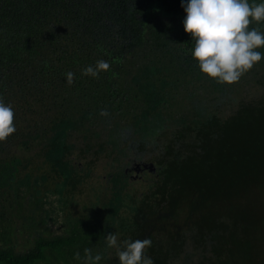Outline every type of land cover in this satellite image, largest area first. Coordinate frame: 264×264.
Listing matches in <instances>:
<instances>
[{
    "label": "trees",
    "instance_id": "1",
    "mask_svg": "<svg viewBox=\"0 0 264 264\" xmlns=\"http://www.w3.org/2000/svg\"><path fill=\"white\" fill-rule=\"evenodd\" d=\"M186 2L0 0V97L16 126L0 142V264H84L85 248L98 264H120L109 233L121 247L150 238L154 264H264V59L230 86L203 75L184 31ZM98 60L110 69L82 75ZM254 88L261 93L241 94ZM228 103L236 109L223 115ZM166 134L147 191H131L125 171L110 174L104 215L15 251L17 234L36 226L34 215L19 218L38 209L49 175L76 186L92 172L77 162L84 153L125 156Z\"/></svg>",
    "mask_w": 264,
    "mask_h": 264
},
{
    "label": "clouds",
    "instance_id": "2",
    "mask_svg": "<svg viewBox=\"0 0 264 264\" xmlns=\"http://www.w3.org/2000/svg\"><path fill=\"white\" fill-rule=\"evenodd\" d=\"M186 12L183 20L184 31L192 37L194 48L192 59L198 62L200 72L221 85H233L253 67L264 59V2L249 0H187L182 3ZM256 27H250L251 25ZM110 69L105 60H98L94 66H88L82 75L98 78L101 72ZM115 75V74H114ZM67 84L74 81V73H66ZM101 116L110 113L104 109ZM16 132L15 112L11 104H5L0 97V142H5ZM109 248H115L120 264H154L145 255L151 247L152 240L145 238L135 241L125 240L118 243L116 234L106 236ZM84 264H98L101 255H92V250L84 249ZM74 258L80 260L79 252Z\"/></svg>",
    "mask_w": 264,
    "mask_h": 264
},
{
    "label": "rangeland",
    "instance_id": "3",
    "mask_svg": "<svg viewBox=\"0 0 264 264\" xmlns=\"http://www.w3.org/2000/svg\"><path fill=\"white\" fill-rule=\"evenodd\" d=\"M261 91L262 88H254L249 91L243 90L241 94L254 95L260 94ZM235 109V103L224 104L220 113L223 115L232 114ZM106 138L104 132L94 142H100ZM170 138L171 135L166 134L159 138L156 143L149 144L146 149L139 150L140 152L127 151L125 156H119L117 153L109 155L106 151L99 154H95L94 151L84 153L86 157L78 159L77 162L81 165L89 163L92 172L88 176L81 174V181L76 186L71 183H67L65 186L57 184L58 180L55 175H49L40 186L43 192L35 194L41 198V201H35V206L38 209L33 213L28 208H25L22 217L19 218V220H22L23 215L24 217L34 215L36 226L33 230L17 234L14 241L15 251L24 253L31 250L35 247V240L38 236L52 238L55 235L64 234L66 228L70 227V220L95 218L104 215L112 197V191L108 189L110 174L119 170L124 171L125 168L132 166L134 162H152L156 168V172L146 171L143 174L140 173L136 178H131V176H136L133 171L127 174L128 180L132 183L130 186L131 191L138 193L147 191L152 180L157 176V171L159 170L158 161L165 153ZM176 139L180 140L179 137ZM79 149L77 147L74 150L73 157L78 154L81 155ZM29 197L32 198L31 195ZM119 240L118 237V242ZM108 256L112 258L113 255L108 254ZM106 259L107 257H105V262Z\"/></svg>",
    "mask_w": 264,
    "mask_h": 264
},
{
    "label": "water",
    "instance_id": "4",
    "mask_svg": "<svg viewBox=\"0 0 264 264\" xmlns=\"http://www.w3.org/2000/svg\"><path fill=\"white\" fill-rule=\"evenodd\" d=\"M150 171V172H156V168L152 162H134L132 166L125 168V173L128 174L129 172H135L136 176H131V178H136L139 176V174L143 171Z\"/></svg>",
    "mask_w": 264,
    "mask_h": 264
},
{
    "label": "flooded vegetation",
    "instance_id": "5",
    "mask_svg": "<svg viewBox=\"0 0 264 264\" xmlns=\"http://www.w3.org/2000/svg\"><path fill=\"white\" fill-rule=\"evenodd\" d=\"M147 170H145V171H143V172H141V174H143L144 172H146Z\"/></svg>",
    "mask_w": 264,
    "mask_h": 264
}]
</instances>
